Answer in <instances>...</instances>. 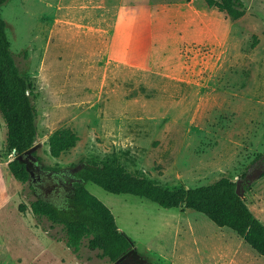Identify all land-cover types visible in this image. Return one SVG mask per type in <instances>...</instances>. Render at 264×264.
I'll return each mask as SVG.
<instances>
[{"label": "rangeland", "instance_id": "rangeland-1", "mask_svg": "<svg viewBox=\"0 0 264 264\" xmlns=\"http://www.w3.org/2000/svg\"><path fill=\"white\" fill-rule=\"evenodd\" d=\"M205 1L2 5L15 65L35 88L34 153L42 166L70 172L115 161L168 189L222 177L235 184L242 180V199L264 224V0H242L244 14L236 20ZM119 39V51L132 58L128 64L111 59ZM61 128H70L79 140L53 158L48 138ZM5 137L0 115V264H15L17 254L29 257L25 244L41 240L58 242V253L74 257L60 227L19 211V204L35 199L58 205L66 194L61 189L60 198L43 194L30 181H16L7 169L13 156ZM257 169L259 177L246 182ZM84 187L111 211L137 250L131 258L142 263L100 259L85 240L76 254L81 263L264 264L235 232L194 210L164 209L89 182Z\"/></svg>", "mask_w": 264, "mask_h": 264}, {"label": "trees", "instance_id": "trees-1", "mask_svg": "<svg viewBox=\"0 0 264 264\" xmlns=\"http://www.w3.org/2000/svg\"><path fill=\"white\" fill-rule=\"evenodd\" d=\"M6 1L0 0V9ZM205 2L208 8L225 12L232 20L244 14L242 0ZM35 99L33 83L17 70L6 23L0 14V115L6 128V149L13 156L7 163V169L22 184L29 181V172L27 165L18 157L34 147L37 138ZM78 140L70 128L58 129L48 138L49 153L57 158L75 147ZM33 155L36 156L34 152ZM37 159L40 162V158ZM76 177L80 182L73 185L72 192L58 205L35 199L28 206L22 203L18 206L21 213L30 210L35 218L48 221L50 228L60 227L65 234L66 247L74 253L85 240L88 250L98 251L97 256L106 258L110 263L138 254L134 243L118 230L111 211L84 187L89 182L108 193L140 197L164 209L184 207L201 213L217 227L235 232L264 258V224L236 195V184L227 177L195 188L168 189L145 176L130 172L115 161L86 164Z\"/></svg>", "mask_w": 264, "mask_h": 264}, {"label": "crops", "instance_id": "crops-1", "mask_svg": "<svg viewBox=\"0 0 264 264\" xmlns=\"http://www.w3.org/2000/svg\"><path fill=\"white\" fill-rule=\"evenodd\" d=\"M136 13L137 12H135L134 14ZM134 14H131L130 17H128L127 19L128 27L129 25L132 24V21L134 20L133 18L135 16ZM120 41L121 39L118 40V43L115 42V44H113V47L111 48L112 51H110L111 59L122 64H128V61L131 60L132 58L131 56L119 51L121 45L119 44ZM57 244L59 243L54 240H48V241L41 240V241L28 242L25 245L27 249L31 250L30 256L29 257L22 256V258L20 259L19 254L14 255L13 258L15 264H86V263H81L80 259H78L76 256L77 252L74 253L71 249H70L71 252L75 256L70 258H64L60 253H58L56 248ZM87 262H89L88 258H87Z\"/></svg>", "mask_w": 264, "mask_h": 264}, {"label": "flooded vegetation", "instance_id": "flooded-vegetation-1", "mask_svg": "<svg viewBox=\"0 0 264 264\" xmlns=\"http://www.w3.org/2000/svg\"><path fill=\"white\" fill-rule=\"evenodd\" d=\"M25 162L28 167V171L30 172L29 181L35 189H40L43 194L54 193L55 197H59L58 193L59 189H61L64 194L68 195L70 192H72L73 185L79 182V179L76 177L78 171H48L41 165L39 161L33 162L30 157H27ZM128 261L134 263L136 261L141 262L142 260L134 259L133 257H127L123 259V262Z\"/></svg>", "mask_w": 264, "mask_h": 264}, {"label": "water", "instance_id": "water-1", "mask_svg": "<svg viewBox=\"0 0 264 264\" xmlns=\"http://www.w3.org/2000/svg\"><path fill=\"white\" fill-rule=\"evenodd\" d=\"M33 152H34V147H32L31 149H29L24 154L20 155L18 158H19V160L21 162H24L25 164H26L25 159L27 157H30L33 162H37L38 159H37L36 156L33 155ZM76 170H78V169H76ZM261 172H262V170L257 169L251 175H246L245 176V181L248 182V183L252 182L253 180H255V179H257L259 177V175L261 174ZM29 178H30V172H29ZM79 182H80V180H79ZM241 182H242V180H237V182H236V188H235V193H236V195L238 197H240L242 199L243 198V190H241V191L239 190V187H240ZM120 261L121 260H118L116 263H119Z\"/></svg>", "mask_w": 264, "mask_h": 264}]
</instances>
